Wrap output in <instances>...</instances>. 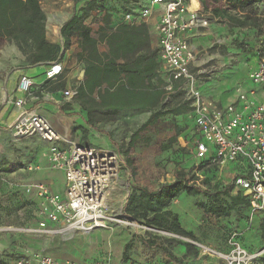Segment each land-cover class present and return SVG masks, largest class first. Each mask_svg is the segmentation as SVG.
<instances>
[{"label":"built area","instance_id":"built-area-1","mask_svg":"<svg viewBox=\"0 0 264 264\" xmlns=\"http://www.w3.org/2000/svg\"><path fill=\"white\" fill-rule=\"evenodd\" d=\"M192 1L150 0L136 16L135 12H129L123 20L127 23H133L136 18L145 20L151 16L155 6L162 8L156 27L158 58L168 78L166 89L170 91L173 84H177V91H183L190 102L195 126L194 158H209L210 164L219 169L238 159L244 160L248 175L236 178L234 184L248 197L253 211H264V60L248 73V80L254 88H236V102L222 108L203 97L198 82L213 67H195L197 53L190 47L188 34L193 30L201 32L208 28L210 11L192 10ZM63 72L64 67L59 61L51 62L44 70V79L56 82ZM78 87L79 84H75L63 90V98L66 101L76 98ZM34 91L33 80L21 75L16 85V92L21 96L2 99L1 103L12 105L17 113L10 125L11 137L13 140L36 137L47 145L43 156L52 170L64 174L65 192L61 198L43 184L27 187V191L39 200L38 211L43 219L19 231L33 236H63L75 231L88 234L97 229H110L112 225H135L136 222H130L121 213L120 216L109 214L107 198L118 179L121 164L119 154L110 149L85 146L62 136L47 118L28 106V101L38 99ZM258 93L260 98L257 100ZM26 168L37 169L32 166ZM239 236L238 232L228 235V249L225 252L188 239L184 241L222 264H264L260 261L264 257V248L249 251L240 244ZM14 264L86 263L59 261L40 252H25ZM91 264H111V261L107 258Z\"/></svg>","mask_w":264,"mask_h":264},{"label":"crops","instance_id":"crops-1","mask_svg":"<svg viewBox=\"0 0 264 264\" xmlns=\"http://www.w3.org/2000/svg\"><path fill=\"white\" fill-rule=\"evenodd\" d=\"M149 1L150 0H141L134 7V9H132L131 12L132 13L135 12L134 15L136 16L137 12L141 9V7L148 5ZM39 3L46 16V22H45L46 39L51 43L62 46L61 45L62 39L60 38L61 37L60 29L62 25L76 11H78L79 7L82 5L81 4L74 5L69 0H54V2L53 0H43V4L45 6L42 5L41 0H39ZM46 7L49 9V12L44 11ZM190 8L192 10H199L202 12L210 11V9L204 10L198 0H193L192 3H190ZM161 14H162V8L160 6H155L152 9L151 16L145 20L136 18L133 23H127L124 22L123 20L124 16L111 17L108 26L111 29L110 31H108L109 33L120 24H124L128 26H136V27L139 26V29L143 32V36L145 39V43L143 44L144 46H141L138 49V51H136L133 55L129 57L128 60L131 62L139 61V65L140 64L145 65L147 63L149 66L148 73H150V64L152 61L153 78L151 79L149 75L148 79L144 81L143 89H142L143 91L148 92V97H150L151 92H153L154 94L155 91L157 90V81L155 76L156 72L159 73V76L166 82V86L164 87L166 91L165 94L167 92H170L171 97H174L172 95L177 92V88L174 89L175 84H173L170 91L166 89L168 85V78L164 73V71L162 70L161 63L158 58V34L156 27L159 22ZM103 18H104V14H98L97 12H92L89 15V17L85 19L84 25L91 29L92 36L97 37L99 28H104ZM224 22L225 21H220L218 19L210 18L209 26L207 29L201 32L193 30L188 34V41L190 47L192 48V50H194L197 53V61L195 63V67H202V66L213 67V69H211L210 72L205 76H203L200 79L201 81L198 82L199 90L203 97L214 101L217 105H219L222 108L226 107L230 103L236 102V93H235L236 88L241 87L243 90H250L254 88L248 80V73L252 68H254L257 65L256 63L255 65L250 67L247 71V74L244 75L240 74L238 80L236 79V82L233 85H231L230 77L234 75V71L236 67L235 64L229 63L231 61L232 62L235 61L232 60L231 58L232 56L230 52L231 50L230 49L223 50V52L228 51L227 52L228 57L225 59L224 56L220 55V53H206V52L203 53V51L206 50L207 48L214 49L216 47L215 45H213L214 43L213 41H216V43L220 42L219 37L221 32H223V29H221V27H218L216 24L218 23L223 24ZM50 33L53 34L51 37H49V35H51ZM71 43L73 47V49L72 48L71 49H72V54L74 55L73 59L75 66L72 67L70 70H68V68L65 67L66 62L69 59V55L63 54L61 50L62 54L60 53L59 61L64 67V72L56 82H47L44 79V70L48 67V64H38L34 66H29L26 64L25 59H23V57L17 55H15L13 60L6 59L3 64H0V172L1 171L6 172L5 176H13L15 173L24 172V174L26 175L28 174V178L24 182L21 181L22 183L18 182L21 183L22 186H27L30 184L32 185L43 184L61 198L64 197V192H65V177L62 172L52 170L49 167L46 159L43 156V154L47 151V145L45 143H43L36 137H32L33 141L31 142L33 143L26 144L28 140L21 141V143H19L21 145L18 146L20 148L19 152L17 153L13 152V148L17 147V145L14 146V144L12 143L10 125L14 121L17 113L12 105L1 103V101L4 98L21 96L19 93L16 92V85L21 75H27L33 80L35 84V91H34L35 96L38 97L37 100L28 101V106L30 108L36 109L39 114L47 118L51 123V125L62 136L69 138L76 143H79L77 142V140L79 139L78 138L79 132L75 131L74 134L72 133L75 127L84 126L92 130V129H96L100 124H103L104 122H113L114 120L112 121L106 120V117L104 115L105 109L99 106L98 101H96L97 102L96 107L98 108L97 112L99 113V115L98 113H95V118L93 119V122L91 121L92 125H90L88 121V112L92 110H89V107L86 103H84V100L78 99L76 97L71 101H66L63 98L62 96L63 90L70 88L75 84L80 85L83 79V75L81 76V72H83L82 70L83 64L82 61H80L77 56V54L80 52V49L78 47V39L76 37H73ZM99 51L101 53L108 52V48L105 45L104 41L99 45ZM61 55H62V59H61ZM124 61L125 60L120 57L117 59L118 64H122L124 63ZM158 62L160 63V68L159 70H156L155 65L158 64ZM222 65H224V68L219 69L220 71H218V67H223ZM62 82L64 84L62 90L51 91L53 87H56L59 83ZM92 97L97 99L95 94H93ZM259 98H260V94L258 93L256 99L258 100ZM155 104L156 103L154 101L153 111H151L150 103L146 105V107H144L143 109L120 110L118 111L116 118H119L122 115H126L128 117H126L125 121H130L129 123H134V124L141 123L138 126L140 127L150 119L151 113L155 111ZM176 106L178 105H175L174 108ZM189 108L191 109L190 105ZM186 116L187 117L185 119V123H186L185 125L188 126V129L183 133L184 137L180 136L179 138V140L181 141L180 145L183 147H187L191 151V156L195 160L193 153L195 126H194V119L191 110L187 111ZM183 138H185V140ZM34 140H36L37 142L35 143ZM164 155L166 156V153H164ZM11 163L18 164L15 165V167H17L16 171H12V168L14 167L11 166ZM19 164H21L25 168L27 166L36 165L39 166L40 169L38 168L39 170L35 169L36 171L34 172H28L30 170L25 168L23 169V167L18 168ZM169 170L170 168L167 169V171ZM222 174L229 175L231 177V178L229 177L231 182L234 181L235 177L238 176L235 171H232V164H228L224 168L219 169V175ZM157 175L158 174H156V170H154V168L150 170V172L147 171L145 173L143 172L141 173V171H138L137 174L135 173L132 175L128 174L125 180L127 186L126 190L127 191L129 190L128 187L131 184L146 188L150 191H155L158 189V187L161 184L173 181V179L163 180L162 177H159ZM171 178H173V176ZM121 179H122L121 171L119 170L118 179L116 181V184L113 186L115 187L114 190L118 189L117 186L122 182ZM118 180H120V182ZM60 185H62L61 188ZM237 190L240 189L234 186L232 193L233 194L236 193ZM189 198L192 197L187 195L185 196L180 195L176 200L172 202L171 206L168 208L169 211L177 215L178 221L183 229L194 233V230H192L193 227L192 224H193L194 216L197 214V216L203 217L204 219L202 220L203 225L206 223L209 226V223H211L212 229H214L213 233H215V238L213 239V244L217 248L215 250L222 252L227 251L228 248L226 241L229 232L232 231L235 232L236 231L235 229H238L237 231L241 235L240 238L241 240L239 242L243 247L245 246L253 250L259 249L261 241L258 240L259 239L257 237L258 235L254 236L251 233L256 232V228L262 230V225L264 223V220L263 221L261 220L264 217V215L261 214L255 215L252 225L255 228L254 231L252 229L247 230V221L245 220V217H239L233 214H229L227 216H222V217H214L210 214H204L202 209L196 212L191 211L189 205L190 201L187 200ZM123 199L124 202L126 203L127 196L125 195ZM34 202L37 205L39 203L37 198L34 199ZM242 214L243 215L245 214L243 210H242ZM117 229L122 230L121 227H117L113 235H111V233H109L108 231H101L100 229L94 230L93 232L86 234L88 235L87 239H90L91 241L96 239L95 242L99 241V246H94L95 247L94 250L90 249L89 247L87 249L82 250V252L70 251V253L64 255H58L56 257L48 253H43V254L49 255L59 261L73 260V261H80L86 264H91L96 261H102L107 258H110L111 264H142L149 262L150 259L154 261V263L153 261L151 262L152 264L169 263L163 258L161 252H160L161 254H159L156 251V249L147 248L142 244V238L144 237L135 236V234L133 235V233L120 230V233L122 234L121 236L123 237L119 238L116 237L117 235L116 233H119V230ZM194 236L196 239H199L198 236H196L195 234ZM130 239H133V246H132L133 249H131V251L129 252L130 260H128L126 263H123L122 256H123L124 247L129 242ZM170 239L171 237H167V236L164 237L163 239L164 246L175 257H181V254L176 252V247H173V244L171 245L170 243H167V240ZM244 241H247V243H245ZM141 249L145 250V252L142 254H141L142 252ZM0 250H2L1 247ZM190 255L192 254H187V256Z\"/></svg>","mask_w":264,"mask_h":264},{"label":"trees","instance_id":"trees-1","mask_svg":"<svg viewBox=\"0 0 264 264\" xmlns=\"http://www.w3.org/2000/svg\"><path fill=\"white\" fill-rule=\"evenodd\" d=\"M69 1L74 5L81 4L82 6L62 25L60 29V35L63 39L62 46L46 39V16L39 0H0V40L13 43L25 57L26 64L34 66L59 61L61 50L69 49L72 38L76 37L80 49L77 56L83 64V79L78 87L77 98L84 100L89 110H92L88 112L90 125L95 118V113H98L96 101H98L99 106L105 109L104 115L107 121L115 120L120 110L143 109L149 103L151 104V111H153V102L155 101V111L151 113L150 119L137 129L136 134L143 131L151 123L157 122L163 115L177 116L191 110L189 101L185 102L186 106L183 104L165 110L164 95L166 91L164 87L166 82L157 72L155 74L157 81L155 93L151 92L150 97H148V92L142 90L143 83L149 75L151 79L153 78V63L151 61L150 73H148L149 66L147 63L139 65V61L131 62L128 60L145 43L143 32L139 26L120 24L110 33L108 32L111 30L108 27L111 17H123L126 13L131 12L141 0ZM198 1L204 10L210 9V18L225 21L232 27H251L259 30L264 23V20L261 22L258 19L254 10L255 5L260 0ZM92 12L104 14V28H99L97 37L92 36L91 29L84 25L85 19ZM103 41L108 48V52L105 53L99 51V45ZM119 57L125 60L124 63H117ZM155 67L156 70H159L160 63L158 62ZM63 86V82L59 83L51 91L62 90ZM176 88L177 85L175 84L174 89ZM93 94L96 95L97 99L92 97ZM181 95H184L183 91H177L172 96L179 97ZM178 134L170 139L168 145L163 147L166 156L172 155L174 157L172 164L177 166L174 180L161 184L155 191L130 184L123 214L132 221L156 232L175 235L195 242L194 234L183 229L177 215L168 210L172 202L184 193L190 197H201L202 201L199 206L204 214H210L214 217L233 214L245 217L247 221L251 209L248 197L243 194L242 190L232 193L235 179L248 175L246 162L238 159L231 163L232 171H235L238 176L229 184L222 185L220 181L216 180L219 175V168L212 166L209 158L195 159V163L189 170L183 167V163L181 164V156L176 160L179 156L173 154L172 144L176 142ZM35 209L37 210V208ZM242 210L245 212L244 215ZM42 219L40 217L37 221ZM27 226H33V224H25L23 227ZM263 226L262 232H264ZM235 230L238 232V229ZM240 238L241 235L238 238L239 241ZM163 242L164 240L157 235L150 236L148 239L142 238V244L145 247L154 248L161 252L167 262L181 264V258L171 254ZM167 243L184 246L186 255L194 254L195 257L197 254L196 250L198 249H195L190 243L177 242L171 239L167 240ZM132 246L133 239H130L124 247L123 263L130 260L129 252ZM245 248L254 251L248 247ZM21 255V252L11 249L0 252V264H13V261ZM152 261L150 259L147 263ZM260 261L264 263V257Z\"/></svg>","mask_w":264,"mask_h":264},{"label":"rangeland","instance_id":"rangeland-1","mask_svg":"<svg viewBox=\"0 0 264 264\" xmlns=\"http://www.w3.org/2000/svg\"><path fill=\"white\" fill-rule=\"evenodd\" d=\"M41 1L42 5H44L43 0ZM254 8L258 19L263 22L264 0H260L259 2H257ZM44 11L49 12V9L46 7ZM224 23L216 24L218 27H221V29H223V32H221L219 37L220 42L216 43V41H213V45H215L216 47L214 49L212 48L213 50L207 48L203 51V53H220V55L224 56L225 59L228 57V51L223 52V50H231V58L232 60L236 61L229 62L230 64H235L236 66L234 75L230 77V84L233 85L236 82V79L238 80V78L240 77V74H247V71L250 67L260 62L261 60H264V23L259 30L251 27H232L226 22ZM50 34L51 35H49V37L53 35L52 33ZM60 38L62 39V37ZM61 43L63 44V39ZM71 48L73 49L72 43L69 49H62L63 54L69 55V59L66 62L65 66L66 68H68V70L75 66L73 59L74 55L72 54ZM15 55L21 56L23 57V59H25V57L20 53V51L13 43L0 40V64H3L6 59L13 60ZM222 66L223 67H218V71H220L219 69L224 68V65ZM185 102V95H181L179 97H171V93L167 92L164 97V103L166 104L165 110H170L171 108H174L175 105H185ZM186 113L187 112L180 114L179 116H174L172 114L163 115L157 122H153L150 126L137 134L136 132L139 128L138 126L141 123L134 124L129 123L130 121H125L126 117H128L126 115H122L119 118H116L113 122H104L103 124H100L96 129L91 130L90 128H86L84 126L74 128V131L72 133L74 134L75 131L79 132V139L77 140V142H79L80 144L95 147L96 149L108 148L110 150H114L120 156V171L122 182L117 186V190L109 192L107 204L109 207L110 215L120 216L121 213L122 216H124L126 219H130L123 214V208L125 206L123 197L125 195L128 196L127 192L129 194V190H126L127 186L125 181L128 174H137L138 171H141V173H145L147 171L150 172V170L154 168V170H156V174H158L157 176L162 177L163 180H174L177 166H174L172 164V161L174 160V157H172V155H164L163 147L168 145L170 139L174 138L176 134H178V132L179 134L177 135L176 142L172 144V152H174V155L179 156L176 160H178L180 156L182 157L181 164L183 163V167L186 170L191 169L193 163H195V160L191 156V151L187 147L181 146V141L179 140L180 136L182 137L183 133L188 129V126L185 125V119L187 117ZM183 139L185 140V138ZM24 140L29 141H27L26 144L33 143L31 142L33 141L32 137L23 138L20 140L12 139V143L14 144V146L17 145V147L13 148L14 153L19 152L20 148L18 146L21 145L19 143ZM34 142L36 143L37 141L34 140ZM16 164L17 163H11V166L14 167L12 168V171L17 170V167H15ZM22 167L23 169L25 168L24 166L19 164L18 168ZM32 167H35L37 169L39 168V166L36 165H32ZM168 168H170L169 171H167ZM34 171L36 170L33 169L28 172ZM5 175L6 172H0V247L2 249L0 250V252L11 249L13 251L21 252V254H24L26 251H28L29 253L41 252L48 253L56 257L58 255L70 253V251L82 252V250L89 247L90 249L94 250V246H99V241L95 242L96 239L91 241L90 239H87L88 235L83 234L79 231H75L71 234L63 236H33L20 232L19 229L24 228L23 226L25 224L34 225L35 222L40 219V217H42L40 216L38 211L39 203L37 205L34 202V199L36 198L35 195L27 191V187L31 186L32 184L27 186H22L21 184V181L24 182L27 180L28 174L26 175L24 174V172H20L15 173L13 176ZM172 176L173 178H171ZM229 177V175L222 174L218 175L216 180L220 181L222 185H227L231 182V177ZM118 181L120 182V180ZM213 182H215V180H213ZM61 187L62 185H60V188ZM181 195L185 196L184 193ZM187 200L190 201L189 205L191 211L196 212L201 210L199 206L202 201L201 197H192ZM34 208H37V210H34ZM31 209L33 210L30 211ZM257 214L264 215V211L256 212L250 209L249 217L247 220V230L252 229L254 231L255 228L252 225L254 217ZM202 220H204L203 217L197 216V214L194 216L192 230H194L193 234H195L199 238L196 239L195 242L205 247L217 249L213 244L215 233H213L214 229H212L211 223H209L208 226V224L204 222L205 224L203 225ZM263 220L264 217L261 221ZM136 223H134L135 225L126 226L112 225L110 229L100 230L108 231L109 233H111V235H113L115 233V229L117 227H121V231H128L129 233H133V235L135 234V236H141L146 239L156 234L157 237H162V240L165 236H167L171 237V239L174 241L185 242V238H181L178 236L173 237L175 235L169 236L160 233L158 234L157 232L143 229L142 227L144 226H142L140 223ZM137 225H140L141 227H138ZM120 230L119 233H116V237H123L121 236L122 234L120 233ZM251 234L254 236L258 235V240L261 241L259 249L264 248V232H262L259 228H256V232H253ZM244 242L247 243V241ZM95 243H97L98 245ZM173 247H176V252L181 254V257H179L182 261L181 264H222L216 258L203 254L199 248L195 247V249L198 250H196L197 254L194 257V254L190 256L185 255L186 248L184 246H175L173 244ZM156 251L161 254L158 250ZM144 252L145 250H142L141 254ZM15 261L16 259L13 261V264L15 263Z\"/></svg>","mask_w":264,"mask_h":264},{"label":"water","instance_id":"water-1","mask_svg":"<svg viewBox=\"0 0 264 264\" xmlns=\"http://www.w3.org/2000/svg\"><path fill=\"white\" fill-rule=\"evenodd\" d=\"M83 75V72H81V76ZM130 222H135V221H132V220H130V219H128ZM138 223V222H137Z\"/></svg>","mask_w":264,"mask_h":264},{"label":"bare ground","instance_id":"bare-ground-1","mask_svg":"<svg viewBox=\"0 0 264 264\" xmlns=\"http://www.w3.org/2000/svg\"><path fill=\"white\" fill-rule=\"evenodd\" d=\"M115 189V187H112L111 190L113 191Z\"/></svg>","mask_w":264,"mask_h":264}]
</instances>
